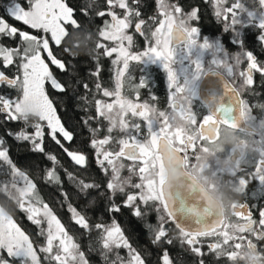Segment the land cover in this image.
Instances as JSON below:
<instances>
[{
  "label": "snow or ice",
  "instance_id": "6c2138e0",
  "mask_svg": "<svg viewBox=\"0 0 264 264\" xmlns=\"http://www.w3.org/2000/svg\"><path fill=\"white\" fill-rule=\"evenodd\" d=\"M28 7L25 8L19 0H10L6 7L7 14L16 21L36 30V34L22 31L11 26L5 19L0 17V40L8 38L17 40L15 47L5 46L0 43V63L5 71H0V85L13 89L16 95L10 92H0V114L5 115L8 121L22 122L24 127L18 132H9L18 141L29 142L32 150L43 153L54 163L59 165L55 154L48 155L45 150V140L50 139L66 153L76 164L86 166V156L70 151L64 146L65 142L73 140V133L66 129L57 115V109L53 100L46 91V83L60 92L65 91V85L54 75L50 65L61 72L68 70L66 63L54 54L50 47V40L54 46H60L62 39L68 35L64 25L70 23L76 25L73 17V9L64 0H25ZM109 10L107 15L110 20L105 21L104 29L100 36L106 41L112 42V46L98 44L97 47L104 49V55L113 57L115 66V85L112 90L101 89L96 85V91L104 97H111L112 102L94 100L90 107H94L96 117L89 116V121L100 123L107 121L106 134L103 138L98 137L100 128L91 129L94 138L90 146L95 150L97 164L108 176L106 188L116 196H123L121 204L112 203L109 212L120 213L121 208L132 209L133 215L143 219L151 209L157 214V224L148 225L153 233L154 245H171L173 239L170 235L173 231L178 234L182 245L188 246V251L198 257V264H204V251L202 238L213 237L215 241L207 245L208 250L216 256H223L228 261L236 260L239 249L243 246L254 248L257 245L252 239H248L244 233H249L257 240H264V210L260 211V228L253 225L256 221L252 218L248 206L240 203L234 205L236 211L233 216L243 219L244 223H233L230 220L216 219L215 215L204 208V215L196 212L195 208L189 207L183 202L179 206L170 205L163 190V157L161 155V142H165L170 150L181 152L185 158L190 151L196 150L197 137L185 135L182 127H174V121L179 119L193 126L202 135L199 140L203 143L211 140L209 135L212 131L218 132L220 125L238 127L239 121L247 119L250 112L248 103L241 99L240 91L254 83L253 75L258 72L264 75V61H259L254 54H248L247 64L244 70H240L241 59L235 61H218L227 70L228 76L233 82H227L224 86V94L220 97L218 106L208 115H204L202 122L198 124L197 114L192 111L188 91L195 87V82L202 74L203 67L199 61L194 63L195 75L181 83L177 71L174 69L175 52L174 45L186 42L193 45L197 42L198 27L190 23L198 19L197 11L185 13L174 4L160 0L161 20H153L158 24L154 30L145 29V21L140 18L139 11L130 6L129 0H106ZM217 9L215 15L225 22L228 28L239 25L241 21L254 19L256 13L246 11V18L238 14L237 10H243L241 3L223 8V0H216ZM264 6V0H258ZM122 10V14L118 11ZM104 16L105 12L98 13ZM260 27L264 29V9L259 16ZM141 36L145 37L147 46L143 51L134 50L132 35L128 29L133 27ZM148 31V35H145ZM264 39V34H262ZM204 48L210 47L205 41ZM67 51V49H65ZM144 58H159L164 62V68L168 70V78L173 88L171 97V111H159L147 102H139L138 96L144 88L142 80L138 79L135 85V96L124 93L125 78L131 84V74L134 68L132 62H140ZM11 66V67H9ZM15 72L10 76L6 72ZM99 74V70L95 75ZM127 74V77H126ZM239 78L241 84L234 86V80ZM88 90V85H83ZM154 99V97H153ZM142 124L147 135H141ZM32 131L29 132L28 129ZM116 131L124 134V138L114 136ZM175 146V147H174ZM125 161L128 163L126 164ZM0 162L6 163L10 168L13 180L10 185L2 184L6 192L14 195L18 206L27 214L30 221L40 229L39 235L45 237V244L39 249L34 247L32 240L0 207V252H6L8 257L18 259L20 264H41L39 253L45 254V260L54 261L55 264H88L85 253L80 250V245L66 230L65 225L54 214L49 205L43 202L38 194L36 185L28 176L18 169L9 157V148L6 140L0 136ZM159 165V184L154 172ZM127 168L128 176L122 173ZM0 171H3L0 169ZM138 178L139 182H133L132 177ZM257 178L264 182V159L255 165V171L240 177L239 183L246 189L249 177ZM50 182L59 183V176L54 166L46 173ZM69 178L75 180L69 174ZM22 183V186L19 184ZM82 192L98 188L99 185L77 181ZM72 219L84 229L94 227L100 233L101 255L107 264H146L141 253L137 251L118 222L113 218L111 224H96L90 226L88 218L70 207ZM171 224L174 228L168 227ZM231 230V231H230ZM120 249H125L127 256L119 254ZM231 249V250H230ZM113 259L109 261V255ZM161 264H173V260L167 249L161 248ZM0 264H9V261L0 255Z\"/></svg>",
  "mask_w": 264,
  "mask_h": 264
},
{
  "label": "trees",
  "instance_id": "16d2710c",
  "mask_svg": "<svg viewBox=\"0 0 264 264\" xmlns=\"http://www.w3.org/2000/svg\"><path fill=\"white\" fill-rule=\"evenodd\" d=\"M19 2L25 8L28 7L25 0H19ZM64 2L73 9V19L76 21V25L67 24L66 32L68 35L62 39L60 46H53L52 49L54 54L66 63L68 70L61 72L55 66L52 69L58 80L65 85V91L60 92L53 89L50 83L46 85V90L66 129L73 133V140L64 146L68 147L70 151L84 154L87 161L86 166L76 165L67 157L62 148L57 147L56 143L46 138L45 150L47 154H55L59 161L58 166L54 165L45 154L33 151L29 142L18 141L14 136L8 135L10 131L13 133L20 131L24 125L19 121H8L5 115L0 114V136L7 142L10 159L18 169L34 181L40 199L47 203L59 217L67 231L80 245V250L85 253L90 264H107L101 255V245L98 239L100 233L94 227L89 230L77 225L72 219L70 207L85 215L90 226L111 224L114 218L123 229L133 248L141 253L146 264H161V248L168 250L173 264H198L199 258L188 251L186 244H181L175 231L170 233L173 239L171 245H154L152 243L153 233L149 230L148 225L155 226L157 224L155 211L149 209V214L143 219L135 217L132 209L126 207L121 208L120 213L109 212L108 209L113 202L122 203L123 196L120 194L112 196L107 190L108 176L97 164L95 150L90 146L94 138L91 129L100 128L98 137L103 138L106 134L107 121H102L99 124L95 121H89L88 124H85L89 116L96 117L97 115L95 108L90 107L89 104L94 100H104L105 98L102 91H96V85L100 84L101 89H113L112 82L115 72L112 63L113 57L105 56L103 54L104 49L97 47L98 44L112 46V42H108L100 36L105 21L110 20L107 15L109 6L106 0H64ZM166 3L178 5L185 13L191 12L193 9H200V17L204 18L205 21H203L206 23L204 32L209 34L207 30L210 29V22L213 25V21L210 20L209 14L206 12L207 6L201 0H166ZM9 4L10 0H0V17L11 26L36 34V30L24 25L21 21H16L7 14L6 7ZM129 4L139 11L140 18L145 21V29L154 30L157 27L158 24H154L153 20H159L161 16L159 0H129ZM116 11L122 14V10L116 9ZM100 12L106 14L100 16L98 14ZM197 21L198 19L194 20L193 23ZM135 23L136 20L134 19L133 27L128 29V34L133 37L134 50L143 51L146 47V40L144 36L136 32ZM145 35H148V31H145ZM17 42L18 38L17 40L8 38L0 40V43L9 47H15ZM97 70H99V74L95 75ZM0 71H5L2 63H0ZM14 72L15 69L12 68L11 72H6V74L11 76ZM156 72L158 73L155 74ZM159 72L160 70L152 69L154 77L161 75ZM84 84L88 85L87 91L83 86ZM0 92H10L11 95H16L13 89L3 85H0ZM28 131L31 132L32 129L29 128ZM112 134L124 138V134L119 135L116 131ZM54 166L60 178L59 183L50 182L46 178L47 171ZM69 174L75 177V180L70 179ZM122 174L124 176L129 175L127 168ZM10 176L12 174L6 170L0 171V185H10ZM81 180L86 183L97 184L99 187L82 192L77 183ZM132 181L139 182L135 176L132 177ZM0 207L29 235L34 247L39 249L45 244V237L39 235V227L30 221L28 214L18 206L14 195L6 192L2 186H0ZM168 227L174 228L171 224ZM203 251L205 253L204 264H234L223 256L213 255L207 250ZM38 254L41 264H55L54 261L45 260V254L39 252ZM119 254L124 257L127 256L125 249H120ZM0 255L8 260L9 264H20L18 259L8 257L6 252H0ZM112 259L113 256L110 254L109 261Z\"/></svg>",
  "mask_w": 264,
  "mask_h": 264
},
{
  "label": "clouds",
  "instance_id": "9594fccd",
  "mask_svg": "<svg viewBox=\"0 0 264 264\" xmlns=\"http://www.w3.org/2000/svg\"><path fill=\"white\" fill-rule=\"evenodd\" d=\"M174 127H182L185 135L197 137L196 150L188 157L170 150L161 142L163 157V190L170 205L181 202L204 215L207 207L216 219L228 221L245 195L239 183L242 175L264 159V113H248L238 127L220 125L209 135L211 140L200 142L199 133L193 126L179 119ZM175 147V146H174ZM159 165L154 170L159 184ZM234 264H264V252L247 246L239 249Z\"/></svg>",
  "mask_w": 264,
  "mask_h": 264
},
{
  "label": "flooded vegetation",
  "instance_id": "af4514ba",
  "mask_svg": "<svg viewBox=\"0 0 264 264\" xmlns=\"http://www.w3.org/2000/svg\"><path fill=\"white\" fill-rule=\"evenodd\" d=\"M201 1L207 6L206 12L207 14H209L210 20L213 21V25L212 22H210L211 23L210 29L208 28L209 30H207L209 34H206L204 32L205 29L204 27L206 25V23L204 22L205 20L204 18L202 19L200 17V9H195L197 11L198 21L196 22L197 24L193 23V21L191 22L195 27H198L199 29L201 38L198 41H203V42L207 41L208 43L216 42L219 45H221L224 52V56L221 58L223 59V61L226 62L235 61L237 58H242L241 59L242 64L240 66V70H244V68L246 67L247 64L246 59L248 54H254L255 56H257L259 61H264V39H262V34H264V29H261L260 27L261 18L259 17L262 14V9H264V6H261L258 3V0H223V4H222L223 8L231 7L233 6L234 3L237 2L241 3L243 5V10H237V11L238 14H240L242 17L246 18V11H252L256 13V17L254 19L243 20L239 25L233 26L232 28H228L225 22L221 21L216 17L215 15V11L217 9L216 0H201ZM67 24L69 25L70 23H66L64 25L65 29ZM185 44L186 42L180 43L174 46V48L182 47ZM53 46L54 44L50 40V47ZM217 57L219 56L214 55L212 49L208 48L207 56L206 57L204 56V59H202L201 61L197 60L196 57H194L195 58L194 60L186 59L185 61L183 60L181 61L182 67H185L187 69L185 70L186 72H184L186 73V75H183L180 78L181 83H184L186 80H190L189 78L195 75L193 66L196 61H199L203 67L201 76L195 82V87H191L188 91L192 111L195 114H197L198 124L202 122V118L204 115H208L212 112L211 108L208 106V104L203 100L201 96V85L205 76L212 71H218L219 73L224 75L230 81V83L233 82L232 78L228 76L227 70L223 67V65L218 64L214 61V59H216ZM114 59H115V54L113 56V60ZM141 64L144 65V67L135 66L133 68L131 74V81H132L131 84H129L127 78H125L126 88L125 87L124 88L128 89V92L130 90H132V92H135L133 87L135 88V85L138 83V79H140L144 83V88L141 89L139 92L138 101L149 103L152 107H154L157 110V112L171 111V97L173 95L174 90L173 88L169 87L166 71H163L161 66L151 65V67H146L147 65L144 64L143 62H141ZM50 67L52 68L53 66L50 65ZM145 67L146 70H144ZM152 69L160 70L159 73H161V75L154 77L152 73ZM114 71H115V66H114ZM157 73L158 72H156L155 74ZM253 80L254 83L252 85L244 87L240 91V96L241 99L245 100L248 103L249 109L253 114L264 113V75L256 72L253 75ZM47 84L48 83H46V85ZM240 84H241V80L239 78H236L234 80V86L239 88ZM114 85H115V72H114V79L112 82L113 88ZM135 95L136 92L134 93V96ZM143 129L144 127L142 124L141 135H147L144 133ZM63 142L64 144L66 143L68 144V142L62 141V143ZM248 171L249 172L255 171V165L252 166ZM240 203L248 206L247 210L251 211L252 218L256 221L253 227L259 229L260 228L259 220L261 219L259 213L260 211L264 210V182H261L258 179V177L253 178L250 176L249 183L247 184L245 189L244 198L241 200ZM230 222L244 223L245 221L241 218L232 216ZM244 235L248 239H252L253 242L257 245L254 248L258 247L261 252H264V240H257L249 233H244ZM214 241L215 238L213 237L202 238V243L204 245L203 250L209 251L207 245Z\"/></svg>",
  "mask_w": 264,
  "mask_h": 264
},
{
  "label": "rangeland",
  "instance_id": "374dc122",
  "mask_svg": "<svg viewBox=\"0 0 264 264\" xmlns=\"http://www.w3.org/2000/svg\"><path fill=\"white\" fill-rule=\"evenodd\" d=\"M159 6H160V0H159ZM27 8V7H26ZM161 10V9H160ZM161 15V13H160ZM163 17L160 16V19L161 20ZM192 24V22H190ZM192 26H194L192 24ZM158 27V25H157ZM156 28V27H155ZM201 38V35L200 33L198 32V37H197V42L193 45H188L187 43L185 45H183L182 47H178V48H174V52H175V63H174V69L177 71V75H178V78L180 80V78L183 76V75H186V72L185 70H187L185 67H182V60L185 61L186 59L187 60H194L196 57L197 60L201 61L202 59H204V56L206 57L207 56V53H208V48L212 49V51L214 52V55L216 56H219L217 57L216 59H214V61L217 63L218 61H223V59H221L223 56H224V52H223V49L221 47V45H219L218 43L216 42H213V43H209L210 44V47L208 48H204L203 47V41H198L199 39ZM110 42V41H108ZM146 46H147V42H146ZM193 57V58H192ZM179 61V63H178ZM141 62H143L144 64H146L147 66L146 67H151L152 66H161V68L163 69V71H166V76H167V79H168V84H169V87H171L170 85V81H169V78H168V70L166 68H164V62L159 59V58H144L142 61H140V63H136V62H132L134 67H144V65L141 64ZM219 64V63H218ZM146 67L144 68V70H146ZM148 71V70H147ZM127 75V74H126ZM138 76V75H137ZM190 79V78H189ZM126 81V80H125ZM125 82H124V87H125ZM126 88V87H125ZM124 88V93L128 96H134V93L135 92H132V90H130L128 92V89H125ZM191 88V87H190ZM133 89L135 90V88L133 87ZM127 90V91H126ZM112 99L111 97H105L104 98V101L106 102H112ZM58 115V113H57ZM59 116V115H58ZM144 130V133H146V130ZM117 134H123V133H119L117 132ZM124 136V135H123ZM126 163H128L126 161ZM0 169H2L3 171L6 170L8 171L10 174H12L11 172V168L6 164V163H3V162H0ZM26 174V173H25ZM27 175V174H26ZM28 176V175H27ZM28 178L34 183V181L28 176ZM10 180L12 182L13 180V176H10ZM35 184V183H34ZM19 186H22V183L18 185ZM54 212V211H53ZM55 214V212H54ZM56 215V214H55ZM57 216V215H56ZM58 217V216H57ZM59 218V217H58ZM67 230V229H66ZM70 234V233H69ZM71 235V234H70ZM76 242V241H75ZM126 251V250H125ZM88 264H90L88 262Z\"/></svg>",
  "mask_w": 264,
  "mask_h": 264
},
{
  "label": "water",
  "instance_id": "95a60500",
  "mask_svg": "<svg viewBox=\"0 0 264 264\" xmlns=\"http://www.w3.org/2000/svg\"><path fill=\"white\" fill-rule=\"evenodd\" d=\"M180 43L175 44L174 46ZM230 81L218 71H212L205 76L201 85V96L213 111L224 94V86Z\"/></svg>",
  "mask_w": 264,
  "mask_h": 264
}]
</instances>
